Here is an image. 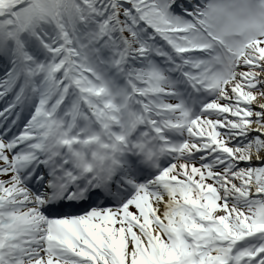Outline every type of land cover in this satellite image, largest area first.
<instances>
[{
	"label": "snow or ice",
	"instance_id": "1",
	"mask_svg": "<svg viewBox=\"0 0 264 264\" xmlns=\"http://www.w3.org/2000/svg\"><path fill=\"white\" fill-rule=\"evenodd\" d=\"M0 264H264V0H0Z\"/></svg>",
	"mask_w": 264,
	"mask_h": 264
}]
</instances>
